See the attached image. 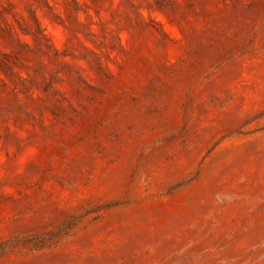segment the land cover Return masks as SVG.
<instances>
[{
  "label": "rangeland",
  "instance_id": "obj_1",
  "mask_svg": "<svg viewBox=\"0 0 264 264\" xmlns=\"http://www.w3.org/2000/svg\"><path fill=\"white\" fill-rule=\"evenodd\" d=\"M0 264H264V0H0Z\"/></svg>",
  "mask_w": 264,
  "mask_h": 264
}]
</instances>
